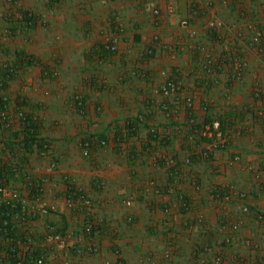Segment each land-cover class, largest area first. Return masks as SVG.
<instances>
[{"label":"crops","instance_id":"1","mask_svg":"<svg viewBox=\"0 0 264 264\" xmlns=\"http://www.w3.org/2000/svg\"><path fill=\"white\" fill-rule=\"evenodd\" d=\"M19 8L46 21L22 26L14 18ZM182 18L195 40L181 29ZM208 21L222 26L205 30ZM256 31L263 39L253 47ZM156 34L159 46L176 44L178 52L156 47L140 55ZM114 36L117 52L100 57L97 48ZM201 43L217 56L208 69L196 51ZM238 62L245 70L233 79ZM4 65L14 69L7 92L33 104L49 144L43 152L14 148L11 160L23 158L35 176L47 178L45 197L59 208L60 232L98 250L79 264H264V95L255 96L264 92V0H0V72ZM164 69L181 81L166 99L157 92ZM192 98L196 117L211 107L222 119L224 148L209 152L191 138L185 110ZM168 99L177 110L170 116L160 109ZM133 117L142 125L132 141H119L118 127ZM154 129L160 138L147 146L144 137ZM96 135L106 136L105 146L84 145ZM172 156L169 164L164 157ZM215 187L221 189L213 196ZM81 193L90 208L79 205ZM128 197L134 203L127 211ZM91 219L98 226L87 236L82 229ZM53 221L35 226L44 230ZM163 253L170 259L158 260Z\"/></svg>","mask_w":264,"mask_h":264},{"label":"built area","instance_id":"2","mask_svg":"<svg viewBox=\"0 0 264 264\" xmlns=\"http://www.w3.org/2000/svg\"><path fill=\"white\" fill-rule=\"evenodd\" d=\"M17 0H7L8 3H15ZM37 14L33 10H29ZM159 9H155L154 15L159 14ZM16 14V20L22 21V15ZM42 21H46L44 14H39ZM190 26V21L188 18H182L180 20L181 29H185L187 35L195 40L196 33L190 31L188 27ZM222 24L218 21H208L204 28L205 30H211L220 28ZM263 39V34L261 31H256L252 38L250 39V45L256 47L260 45ZM161 37L156 34L153 36L151 43L142 44L140 55L151 54L153 49L156 47H161L162 51L174 54L178 52L179 45L176 44H161ZM119 39L114 36L112 40L101 44L102 50L99 48V55H106L109 52L114 53L118 50ZM95 49V50H97ZM101 51V52H100ZM197 53L201 56L202 62L205 69L210 68V66L216 61L217 56L214 54L213 49L204 44L197 45ZM234 61L240 60L239 58H234ZM2 68L9 69L11 67L2 66ZM1 68V69H2ZM244 65L238 62L237 67L234 72H232L233 79L242 78L244 73ZM160 77L162 78V86L157 89V92L161 95L163 99L169 98L173 94H176L180 87L181 81L177 78H173L168 70H161ZM3 83L0 81V99L3 101V107L0 110V122L4 123L2 130L0 129V149L3 146V142H7L9 135L8 132H15L19 129L18 124L20 118L24 116L27 108L19 103V100L13 99L12 96L7 92L8 90H1ZM261 94L264 95L262 90H255V96L260 97ZM194 98L188 100L186 103L185 115L187 116V127L191 132V138L201 139L204 142L205 148L210 151H215L224 148L227 144V139L224 138L223 131V121L219 115L208 107L204 108L202 117H196L194 110ZM170 106V101L164 100L163 104L160 106L162 112L167 116L172 113H176L177 110ZM38 117V116H37ZM231 125V124H230ZM157 133L156 129L153 130ZM21 137L20 139H22ZM20 139H18V145L16 150L22 149ZM170 139V138H169ZM106 141H101L100 146H105ZM4 147V146H3ZM19 152V151H18ZM21 150L19 153H22ZM85 154L87 152L85 151ZM22 155V154H20ZM209 154L202 152V157H206ZM24 157V154L22 155ZM0 264H79L80 259L86 254H92L98 252L94 247L89 249L82 248L72 244L69 236L67 234H62L56 223V219L60 217L59 208L54 201L48 200L45 197L47 191V178L35 176L23 162L14 161L12 159V153L6 150L5 155L0 154ZM169 164L176 160L174 156L167 158ZM19 159V158H18ZM239 157H234L233 161H236ZM193 157H188L186 159L187 163L191 164ZM56 168L55 163H51L48 167V171L52 172ZM219 187H215L212 193L213 196L217 192ZM239 197L244 198L247 192L238 189L236 192ZM80 203L84 208H90L93 205L90 197L81 193ZM213 201V199H210ZM186 202V201H185ZM124 207L128 210L132 209L134 199L128 197L124 200ZM68 207L73 208V201L67 199ZM241 210L243 212L248 211L247 205H242ZM46 217L54 218L51 224H47L44 230L38 229L35 225L39 219H44ZM12 219L15 226L12 228L8 227V220ZM132 217L129 215V220ZM199 222L204 220L203 215L197 217ZM240 222H235L230 225V228L236 231L240 227ZM97 222L91 219L85 223L83 226V233L87 236H91L96 233ZM15 230V231H14ZM18 235L12 237V233ZM119 251H116L118 254ZM58 254L60 257H58ZM171 257L170 253H163L158 260H169ZM53 259V261H51ZM218 262V261H217ZM104 264H111V261L106 260Z\"/></svg>","mask_w":264,"mask_h":264},{"label":"trees","instance_id":"3","mask_svg":"<svg viewBox=\"0 0 264 264\" xmlns=\"http://www.w3.org/2000/svg\"><path fill=\"white\" fill-rule=\"evenodd\" d=\"M16 13H19L20 15H22L23 19L22 21L19 20L20 24L22 26H26L29 28L36 27L37 21L39 19L41 20L40 16H38L37 14L27 9L19 8L16 10ZM14 16H15L14 18L17 19L16 14ZM27 63L32 64L33 62L31 60L30 61L28 60ZM13 72H14L13 68H9V69L4 68L3 71L0 72V81L3 83V87L1 90L7 89L6 82L14 74ZM19 103L23 106H26L27 111H25L24 116L20 118V122L18 124L19 129L16 130L15 132L11 131V133L8 134L9 135L8 140L7 142H3L4 147L3 146L1 147L0 154L5 155L6 150H9L12 153L14 148L16 149V145L18 144V139H20L21 137H23L22 139H20L21 145H23L27 153H33L32 150L34 147H37L38 150L42 152L47 151L49 144H48L47 139L42 136L44 127H43L41 119L32 113L31 109L34 107L33 104L31 103L27 104L26 102H24L23 98L21 99V101L19 100ZM2 107H3V101L0 99V110L2 109ZM143 120L144 119H142L141 117H133V118L128 119L124 125L122 126L119 125L120 127H118L115 137L118 138V140L121 142L123 141L127 143L129 141H132V139L135 136V133L142 125ZM3 127H4V123L0 122V129L2 130ZM122 130H124L125 132L122 133ZM144 138L147 141L146 143L147 146H149L151 144L152 139H155L157 141L159 140L160 137L156 133H153V134L148 133L147 136ZM103 140H107L106 136L104 135L92 136L89 139L85 140L84 145L90 148L91 146H94L97 144L100 145L101 141ZM17 158L18 157L16 156V159ZM0 173H2V171ZM12 226L14 227L15 223L12 221V219H9L8 227L12 228ZM14 231L12 233V237L13 236L18 237V235L14 234Z\"/></svg>","mask_w":264,"mask_h":264},{"label":"rangeland","instance_id":"4","mask_svg":"<svg viewBox=\"0 0 264 264\" xmlns=\"http://www.w3.org/2000/svg\"><path fill=\"white\" fill-rule=\"evenodd\" d=\"M138 47L140 46V43L138 42V45H137Z\"/></svg>","mask_w":264,"mask_h":264}]
</instances>
